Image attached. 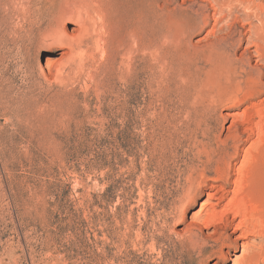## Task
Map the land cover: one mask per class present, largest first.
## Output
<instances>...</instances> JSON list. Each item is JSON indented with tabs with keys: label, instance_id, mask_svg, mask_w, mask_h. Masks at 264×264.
<instances>
[{
	"label": "rangeland",
	"instance_id": "rangeland-1",
	"mask_svg": "<svg viewBox=\"0 0 264 264\" xmlns=\"http://www.w3.org/2000/svg\"><path fill=\"white\" fill-rule=\"evenodd\" d=\"M244 1L0 0V264H243L264 243L215 227L233 192L219 202L211 181L181 205L201 141L231 145L233 116L264 111ZM78 15L71 62L48 33L79 34Z\"/></svg>",
	"mask_w": 264,
	"mask_h": 264
},
{
	"label": "bare ground",
	"instance_id": "bare-ground-1",
	"mask_svg": "<svg viewBox=\"0 0 264 264\" xmlns=\"http://www.w3.org/2000/svg\"><path fill=\"white\" fill-rule=\"evenodd\" d=\"M252 1L245 0L244 3H242L244 7L250 11L249 17H247L251 20L249 22L250 35L248 36V40L251 42V45L255 47L254 51L255 56L257 57V63L264 67V11L256 7V9H252L253 7L250 5V2ZM80 16L81 15H78L76 19V22L79 25V34L69 35L62 28L50 29L48 33L50 41L59 45L61 48L68 49V52L64 53V58L68 59L69 61L71 60V62H75L78 49L84 45V36H87V32L89 30V27L84 22L83 17L81 16L82 18L79 19ZM254 19L257 21L256 24H254L252 21ZM261 76L262 73L258 77L251 75L250 78L252 83H259V86H261L263 83H260ZM262 86L264 87V83ZM229 101H234V99L231 98ZM238 116H233L234 123H238L237 121L241 120L240 122L242 125H240H247V128L243 132L238 133L237 136L233 138L231 145L229 143H225L224 147H219V149L215 150L212 149L211 143L201 141V146L205 152L204 156L206 161L203 162L204 166L201 169H194L189 175L187 187L184 190L182 198L183 200L181 202L182 212H185L184 209L187 205L186 202L193 200L192 198L194 196L191 195L193 194V191H203V186L207 184L208 181H211L212 189H217V191L211 195L213 197H217L219 202L226 200L228 195L233 192V197L229 199L224 210L221 212V215L214 214L210 218L215 227H221L225 232H227L235 225L236 229L242 230V233L245 237L252 235L262 237L264 239V205L256 201L252 193V183L255 171L257 169L256 166H258L256 165L257 163H255L257 162L255 159H257V157L259 158L258 155L260 153L262 154L264 151V111L258 110L257 113L254 114V116H252L250 119L247 118L243 120L242 118H238ZM256 117L259 120L255 121ZM253 124L254 126H252ZM245 134L246 139H243ZM253 136H257L258 139L261 140L259 151L257 152L258 155H252L253 157L250 161V159L247 158V156L249 157L250 151L247 149L244 159H248V166L246 168H234L232 159H236L238 158V155H240V144L243 141L251 139ZM211 166L214 168L211 169ZM212 171L214 176L210 177L209 173ZM233 171H235L234 174L237 175V178L234 181H232ZM216 182H221V184L216 185ZM232 184H234V189L231 191L229 186ZM231 216H233L232 220H230ZM238 219L240 220L236 224ZM228 238L229 237L227 235L226 239ZM243 264H264V243L259 245V247H257L254 251L244 255Z\"/></svg>",
	"mask_w": 264,
	"mask_h": 264
}]
</instances>
